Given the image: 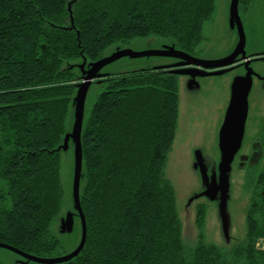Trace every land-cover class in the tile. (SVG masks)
Returning <instances> with one entry per match:
<instances>
[{
  "label": "trees",
  "instance_id": "trees-1",
  "mask_svg": "<svg viewBox=\"0 0 264 264\" xmlns=\"http://www.w3.org/2000/svg\"><path fill=\"white\" fill-rule=\"evenodd\" d=\"M216 2L0 0V242L39 257L68 254L53 228L65 199L59 147L81 81L75 62L98 61L115 44L149 36L198 56ZM250 4L240 0V12ZM179 80L167 68L147 67L94 81L104 86L82 130L87 241L59 264H264V156L246 169V240L207 242L205 205L198 244L183 240L166 175Z\"/></svg>",
  "mask_w": 264,
  "mask_h": 264
},
{
  "label": "rangeland",
  "instance_id": "rangeland-1",
  "mask_svg": "<svg viewBox=\"0 0 264 264\" xmlns=\"http://www.w3.org/2000/svg\"><path fill=\"white\" fill-rule=\"evenodd\" d=\"M233 0H217L214 18L204 26L205 39L198 48V57L204 60H217L230 55L240 40L239 28L232 26L234 18L231 13ZM247 36L246 52L254 55L264 52V2L252 0L247 10L240 12ZM174 43L166 38L149 36L139 37L129 43L115 44L105 52V57L130 49L135 52L160 50ZM180 60L165 55L124 56L105 65L100 73H122L139 68H168ZM82 66L83 61L75 62ZM251 67L258 71L253 78V86L249 96V114L246 123L245 138L239 151L248 155L251 144L263 133L264 125V60H254ZM79 68V67H78ZM80 69V68H79ZM246 73L245 65L230 66L227 72L219 75H206L197 78V85L190 87L191 76L180 75V115L174 147L169 154L166 175L173 183L179 217L183 224V240L189 246L199 242L200 229L197 226L199 207L207 208L205 219V240L224 247H231L246 240L247 213L251 200V191L246 183V169L237 167L230 173L228 199L225 206L227 229H225L221 211V194L210 198L203 193L207 190V182L197 166V152L203 154L209 176L219 177L220 153L218 137L224 121L231 96V87L236 76ZM103 83L93 82L88 90L84 121L91 114L93 104L102 90ZM76 119V106L73 103L69 113L67 130L71 134ZM241 155V156H240ZM238 162V160H237ZM74 168L75 142L71 138L69 148L61 151V175L65 190V199L61 218L74 213L75 227L73 232L62 231V219L54 226V232L61 239L68 253L79 244L81 224L74 200ZM84 184V181H83ZM0 258L6 264H45L29 260L18 253L0 247Z\"/></svg>",
  "mask_w": 264,
  "mask_h": 264
},
{
  "label": "water",
  "instance_id": "water-1",
  "mask_svg": "<svg viewBox=\"0 0 264 264\" xmlns=\"http://www.w3.org/2000/svg\"><path fill=\"white\" fill-rule=\"evenodd\" d=\"M240 0L232 1L231 13L234 18L232 26L236 25L239 28L240 40L235 50L228 56L217 60H204L198 56H195L189 52L183 51L174 46H166L160 50H150L144 52H135L130 49L121 50L110 57H103L98 61L87 62L83 60L80 68L81 81L78 83V90L74 97L73 103L76 106V119L74 130L71 134L67 133L65 142L59 149H68L69 142L72 138L75 142V168H74V200L78 216L81 224V237L77 247L70 253L59 257H39L27 252H24L12 245L0 242V247L12 250L19 255L36 262L45 264H59L71 260L80 254L87 241V221L85 213L81 204V184L83 177V149H82V130L84 126V112L85 102L88 90L94 81L100 82L103 77L109 74H101V69L124 56H148V55H165L178 58L180 61L177 64L168 67L171 72L191 76L190 87L197 85V78L206 75H219L223 72H227L230 66L234 65L237 58L241 55V59H246L245 68L246 73L240 76H236L233 80L231 87V96L229 104L226 109L224 121L221 125L218 137V149L220 153L219 160V177L215 174L211 178L205 165L203 154L197 152V166L200 168L202 174L207 182V190L203 193L210 198H217L221 194V211L223 214L225 229H227V215L225 206L228 199L229 190V176L230 173L236 169L235 165L239 157V151L242 148L243 141L246 132V123L249 114V96L253 86V78L257 75L259 78L261 75L251 67L252 60L251 55L246 52L247 36L244 28L243 19L239 9ZM71 5H69L70 8ZM71 9V8H70ZM73 22V18H72ZM263 53L254 54L255 60H264ZM72 103V104H73ZM248 159L247 155H242L241 162H245ZM241 166V165H240ZM240 168L244 169V165ZM62 218H60L61 221ZM62 231L73 232L75 227V215L74 213L68 214L66 219H62Z\"/></svg>",
  "mask_w": 264,
  "mask_h": 264
},
{
  "label": "flooded vegetation",
  "instance_id": "flooded-vegetation-1",
  "mask_svg": "<svg viewBox=\"0 0 264 264\" xmlns=\"http://www.w3.org/2000/svg\"><path fill=\"white\" fill-rule=\"evenodd\" d=\"M262 2H264V0H261ZM252 2V0H251ZM264 56V54H263ZM252 62L255 60L254 58V55H251L250 56ZM241 55L237 58V61L235 62L234 65L232 66H239V64L241 65H245V62L247 61L246 59H241ZM251 62V64H252ZM257 73H259L257 71ZM260 74V73H259ZM261 75V74H260ZM257 76V75H256ZM261 79H263V76L260 77ZM263 129H264V125H263ZM264 131V130H263ZM264 137L263 135L259 136V137H256V139L252 142L251 144V151L250 153L247 155L248 156V159L245 161V162H241V159H239L238 157V162L237 163V167L239 170V167L243 166L244 165V169H247L249 166L250 167H254V166H257V164H259L260 160L263 158L264 156ZM241 156V155H240ZM241 165V166H240Z\"/></svg>",
  "mask_w": 264,
  "mask_h": 264
},
{
  "label": "built area",
  "instance_id": "built-area-1",
  "mask_svg": "<svg viewBox=\"0 0 264 264\" xmlns=\"http://www.w3.org/2000/svg\"><path fill=\"white\" fill-rule=\"evenodd\" d=\"M258 244L264 247V241L263 240H261Z\"/></svg>",
  "mask_w": 264,
  "mask_h": 264
}]
</instances>
